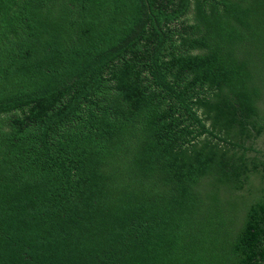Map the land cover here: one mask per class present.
I'll use <instances>...</instances> for the list:
<instances>
[{
	"label": "trees",
	"instance_id": "1",
	"mask_svg": "<svg viewBox=\"0 0 264 264\" xmlns=\"http://www.w3.org/2000/svg\"><path fill=\"white\" fill-rule=\"evenodd\" d=\"M0 264H264V0H0Z\"/></svg>",
	"mask_w": 264,
	"mask_h": 264
},
{
	"label": "rangeland",
	"instance_id": "2",
	"mask_svg": "<svg viewBox=\"0 0 264 264\" xmlns=\"http://www.w3.org/2000/svg\"><path fill=\"white\" fill-rule=\"evenodd\" d=\"M188 20V17L185 19V21H187ZM188 22H190V20H188Z\"/></svg>",
	"mask_w": 264,
	"mask_h": 264
}]
</instances>
